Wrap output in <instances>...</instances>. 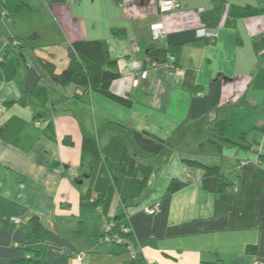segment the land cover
<instances>
[{"label": "crops", "instance_id": "1", "mask_svg": "<svg viewBox=\"0 0 264 264\" xmlns=\"http://www.w3.org/2000/svg\"><path fill=\"white\" fill-rule=\"evenodd\" d=\"M24 1L30 10L16 14L17 22L35 13L46 16L41 29L50 42L42 44V34L34 32L41 35L31 41L35 51L11 49L16 53L9 55L0 79V128H5L0 133V264L29 258L30 250L49 264H132L125 247L101 238L123 210L120 197L106 213L81 205L92 165L81 166L83 138L95 137L104 147L111 136L124 134L114 123L174 146L159 158L140 156L141 163L156 168L126 210L133 230L127 241L142 250L145 263L264 264V175L258 166L241 165L258 155L264 161V49H255L257 41L264 45V15L231 20L232 6L262 8L264 0H227L214 44L197 36L205 29L201 14L213 0H177L179 8L165 16L159 0ZM157 22L164 23L166 33L160 42L150 28ZM17 25L0 15V45L21 34ZM22 29L29 35L37 28ZM114 29L124 37L114 36ZM93 40L106 41L118 60L121 77L111 91L132 101V107L94 92L76 98L74 85L53 88L34 58L49 60L60 73L69 65L70 44ZM152 46L167 49L176 69L152 64ZM39 83L54 94L48 106L32 96ZM20 98L27 106H5ZM220 122L227 138L240 141L244 135L242 143L251 150L214 143ZM67 136L74 146L64 144ZM185 159L218 167L232 187L220 194L205 190L204 172ZM172 179L183 187L168 195ZM155 205L158 212L147 215ZM33 216L49 232L41 242L27 237ZM249 247L256 251L248 252Z\"/></svg>", "mask_w": 264, "mask_h": 264}, {"label": "trees", "instance_id": "2", "mask_svg": "<svg viewBox=\"0 0 264 264\" xmlns=\"http://www.w3.org/2000/svg\"><path fill=\"white\" fill-rule=\"evenodd\" d=\"M47 2L63 3L65 0H47ZM228 5L227 0H213L212 8L201 14V22L204 27L216 30L220 26L221 19ZM29 10L30 7L24 0H0V15L4 18H9L12 15ZM260 15H264V7L252 5L231 7L232 21ZM113 35L120 38L124 37L123 31L120 29H114ZM40 38L41 35L38 33H33L28 37L33 42H36ZM206 41L210 43L208 40ZM13 43H17V45H13ZM6 45V47L0 45V79H2L3 70L7 65L10 50L14 49L17 52L23 51L25 48L18 37H13ZM255 49L257 52H260L264 49V45H261L257 41L255 42ZM32 50L35 51L34 49ZM68 56L69 65L62 72L57 73L56 67L52 62L35 55L34 58L41 70L47 75L51 87L65 88L74 85L78 89L75 95L76 98L84 93L94 92L122 106L132 107V101L119 97L111 91L112 84L121 77V74L118 60L110 56L109 46L106 41L74 42L68 48ZM148 57L156 67L170 65L173 70L177 67L175 57H170L169 51L162 47H150ZM40 80H42V77ZM51 87L41 86L39 83L33 90L32 96L38 100L40 105L48 106L52 103L50 99L54 94ZM16 104L25 107L27 106V100L25 98L12 100L7 102L5 106L11 107ZM114 125L124 134L111 136L104 147H101L99 140L95 137L85 136L83 138L81 166L83 167L89 161L92 162V165L88 174L91 185L85 193L81 194V205L85 208L94 209L101 207L102 212L106 213L111 208L113 198L118 195L123 204V210L117 216L114 224L110 225L112 230L107 232V227L101 238H110V241L114 244L125 247L132 264H147L143 259L142 250L130 245L127 241L133 236V230L126 210L132 206L133 201L141 197L151 174L156 168V165L141 163L139 161L140 156L159 158L174 146L171 141L159 138L147 131H138L118 123H114ZM225 129L224 122L215 124L214 132L216 139L213 140L214 143L221 147L251 150V145L248 146L242 143V141H245L244 135H242L240 141H232L226 137ZM4 130L5 128L1 127L0 133ZM47 131L51 135L54 133L51 124H48ZM63 142L67 146H74V142L70 136L65 137ZM258 159L262 163L264 162L261 155H258ZM183 162L191 168H197L204 172L203 188L205 190L213 194H220L232 187L225 181L218 167H210L193 159H185ZM260 171L264 175V171ZM182 187L183 183L177 179H172L168 186L167 194H175ZM29 224L30 230L27 237L30 241L41 242L48 235L49 232L44 228L38 216H33ZM127 227H129V231L126 233L124 229ZM116 237L120 238L123 243L114 240ZM129 247H132V250L137 254L134 260L131 257ZM255 251V247L248 248V252L250 253H254ZM29 252H31L29 258L13 264H49L42 259L39 251L30 250Z\"/></svg>", "mask_w": 264, "mask_h": 264}, {"label": "built area", "instance_id": "3", "mask_svg": "<svg viewBox=\"0 0 264 264\" xmlns=\"http://www.w3.org/2000/svg\"><path fill=\"white\" fill-rule=\"evenodd\" d=\"M178 8H179V3L177 0H159V13L162 16L175 12ZM150 28H151V32L153 35V40L155 42H160L166 37L165 27H164L163 22L154 23L151 25ZM216 33H217L216 30H210V29L205 28L201 31H198L197 36L200 39L208 40L212 44L217 38ZM13 45H17V43H13ZM6 46L7 45L5 44L4 47ZM141 77L145 79L147 77V72H143ZM241 165L243 166L244 165H255V166H258L260 170L264 171V164L258 159V156H255L254 159H250V160H246V159L241 160ZM99 209L101 210V207H99ZM158 210H159V206L155 205L151 208L146 209L145 213L149 216H153L158 212ZM12 222H14L17 225L25 223V221H21L19 218H12ZM111 230H112V227L109 226L107 228V232H110ZM128 231H129V227L124 229V232L127 233ZM104 239L110 241V238H104ZM114 240H118V242L123 243V241L118 237L114 238ZM129 250H130L132 259L133 260L136 259L137 254L132 250V247H129ZM82 256L83 255L80 254L78 258L81 259Z\"/></svg>", "mask_w": 264, "mask_h": 264}, {"label": "rangeland", "instance_id": "4", "mask_svg": "<svg viewBox=\"0 0 264 264\" xmlns=\"http://www.w3.org/2000/svg\"><path fill=\"white\" fill-rule=\"evenodd\" d=\"M16 16L17 15H12L9 18L12 20V22H16L18 24L17 30H20V32H21V34L18 36V38L21 40V43L24 44V46L26 47L27 50H29V48L31 46V41L28 39V37L30 35H32L34 32H38V33L42 34V38H41V40H39V41H41V43H42V41L44 43L50 42L48 39V38H50V35H48L45 31H43L41 29L42 26L46 25V16L39 14V13H35L33 15L26 16L23 20H21L19 22H17ZM47 22H48V19H47ZM22 25H24L26 28H37V29H35V30L31 29V33L29 35H25V33L22 29ZM10 38L11 37H8L6 43H8L10 41L9 40ZM38 44H40V43H37V45ZM30 49H32V48H30ZM14 53H16V52L10 53L9 55H13ZM8 60H10V58H8ZM93 126H95L94 123H93ZM88 166H89V163L86 164V168H88ZM85 183L87 185V181ZM20 220L23 221V219H20Z\"/></svg>", "mask_w": 264, "mask_h": 264}, {"label": "water", "instance_id": "5", "mask_svg": "<svg viewBox=\"0 0 264 264\" xmlns=\"http://www.w3.org/2000/svg\"><path fill=\"white\" fill-rule=\"evenodd\" d=\"M81 184V183H80Z\"/></svg>", "mask_w": 264, "mask_h": 264}]
</instances>
